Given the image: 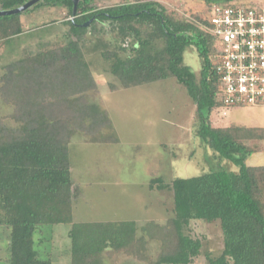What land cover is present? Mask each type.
<instances>
[{"label": "trees", "instance_id": "1", "mask_svg": "<svg viewBox=\"0 0 264 264\" xmlns=\"http://www.w3.org/2000/svg\"><path fill=\"white\" fill-rule=\"evenodd\" d=\"M26 1L0 0V9ZM213 1L206 0L207 10L231 0ZM38 6L65 8L71 18L63 20L68 28L61 42H47L33 55L4 65L8 83L0 88L1 96L21 115L17 127L0 122V224L9 228L7 263L52 264L36 248V231L69 224L70 264H103L102 254L109 248L143 264H190L202 242L190 235L188 224L203 220L218 224L221 233L219 252H207L205 264H264V165L245 162L253 152L248 142L264 141V127L211 123L210 114L221 103L214 64L218 39L203 28L209 25L208 16H185L157 0H122L104 7L78 0L75 13L72 0H40L22 12ZM22 12L0 15V39L22 31ZM106 22L119 40L104 53L111 59L110 73L125 88L173 77L195 104L196 135L219 160L237 166L175 177L169 183L152 178L150 188L156 184L172 192L173 215L164 223L140 226L139 236L133 220H73L81 190L71 175L69 138L78 130L95 140L98 129L109 123L105 111L87 101L88 92H97V82L83 51L86 33ZM187 45L201 59L198 72L183 63ZM148 238L157 242L152 258L147 256Z\"/></svg>", "mask_w": 264, "mask_h": 264}, {"label": "rangeland", "instance_id": "2", "mask_svg": "<svg viewBox=\"0 0 264 264\" xmlns=\"http://www.w3.org/2000/svg\"><path fill=\"white\" fill-rule=\"evenodd\" d=\"M119 1L122 0H94L98 7ZM157 1L185 16L203 12L209 19L213 11L206 9V0ZM252 3L264 6V0L230 1L232 5ZM67 18L71 17L66 9L58 6H38L21 13L22 31L0 39V88L8 83L3 79L4 65L25 54L33 55L47 42H61L68 28L63 22ZM94 27L84 37L83 51L97 82V92H88L86 98L105 111L109 123L98 129L95 140L78 130L69 138L71 175L81 190L73 204V220H133L139 236L143 234L140 226L149 221L164 223L173 215L172 192L168 188L158 189L156 184L150 188L152 178L161 177L169 183L175 177L199 175L210 169L237 170V166L226 159L219 160L216 152L196 135L195 104L173 77L123 87L109 71L111 59L104 56L119 40L108 22L96 23ZM183 63L193 72L200 70L201 59L193 45L185 47ZM113 85L115 88H111ZM20 116L12 103L4 102L0 89V122L17 127ZM210 121L214 126H264V105H221L211 112ZM110 137L113 139L107 140ZM248 147L253 152L245 159L246 164L264 165V141H249ZM188 227L190 235L202 242L199 255L190 264H205L206 253L217 254L221 248L219 226L215 222L191 220ZM69 228V224H55L36 231V248L52 264H70ZM8 233L9 228L0 224V264H8ZM156 248L157 242L148 238L147 256L154 257ZM102 257L103 264H143L110 248Z\"/></svg>", "mask_w": 264, "mask_h": 264}, {"label": "built area", "instance_id": "3", "mask_svg": "<svg viewBox=\"0 0 264 264\" xmlns=\"http://www.w3.org/2000/svg\"><path fill=\"white\" fill-rule=\"evenodd\" d=\"M204 28L217 37L216 99L222 106L264 105V6L213 9Z\"/></svg>", "mask_w": 264, "mask_h": 264}, {"label": "water", "instance_id": "4", "mask_svg": "<svg viewBox=\"0 0 264 264\" xmlns=\"http://www.w3.org/2000/svg\"><path fill=\"white\" fill-rule=\"evenodd\" d=\"M38 1H40V0H28L25 3H23L22 5L14 7V8L0 9V15L20 13V12L25 11L26 9L30 8L32 5H34ZM72 2H73L72 13H75L78 0H72ZM87 24H88V22L84 23L83 25H87Z\"/></svg>", "mask_w": 264, "mask_h": 264}, {"label": "crops", "instance_id": "5", "mask_svg": "<svg viewBox=\"0 0 264 264\" xmlns=\"http://www.w3.org/2000/svg\"><path fill=\"white\" fill-rule=\"evenodd\" d=\"M257 127H264V126H257ZM250 165V164H249Z\"/></svg>", "mask_w": 264, "mask_h": 264}]
</instances>
